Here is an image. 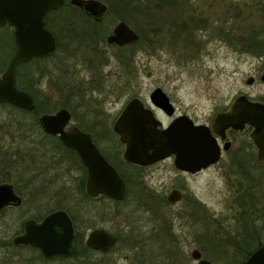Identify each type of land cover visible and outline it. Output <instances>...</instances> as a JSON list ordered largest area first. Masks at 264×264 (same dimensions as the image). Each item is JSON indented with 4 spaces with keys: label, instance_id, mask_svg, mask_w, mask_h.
Masks as SVG:
<instances>
[{
    "label": "rangeland",
    "instance_id": "374dc122",
    "mask_svg": "<svg viewBox=\"0 0 264 264\" xmlns=\"http://www.w3.org/2000/svg\"><path fill=\"white\" fill-rule=\"evenodd\" d=\"M163 4V9L174 11L168 18L178 17L177 29L164 30L158 38L157 33L152 34V40L157 43L149 50L144 49L142 41L123 51L105 41L102 43L107 55L105 64H100L86 44L70 39L67 34L68 40L63 34L60 58L54 64L50 62L48 72H51L40 77L44 69L35 66L41 99L49 101L53 109L49 114L63 108L61 105L67 101L68 107L64 108L73 115L70 126L90 130L85 127L84 119L89 114L93 119L101 117L102 128L97 134L120 149L112 128L116 118L128 101L139 98L147 102L156 88L163 89L178 113L189 115L197 123L208 124L216 112L230 108L242 95L264 105V82L260 80L264 54L250 52V46L264 35V0H170ZM118 21L116 15H107L104 26L112 31ZM131 26L136 30L135 21L131 20ZM5 39L8 46L3 57L8 64L16 46L9 51L10 36L6 35ZM120 53L126 57L123 61L127 65L119 61ZM61 62L65 64L64 71L56 69L55 64ZM249 77H254L252 85L246 83ZM70 82L78 88L73 100L66 98L64 92L67 87L64 85ZM19 116L0 106V183L8 181L23 186L41 175L42 180L51 181V190L39 193L41 201L36 204L30 206L26 202L21 208L5 210L0 221V243L13 236L21 217H43L50 210L66 207L81 223L85 237L97 228L107 229L118 237L116 247L110 252L93 253L91 258L96 264H197L191 258L195 248L214 264H237L234 259L239 252V241L213 232L209 221H221L223 228L233 234L237 231L236 221L241 220L237 213L241 208L233 204V198L239 183L245 190L253 185L251 192H255L259 203L251 218L259 229V243H264L261 211L264 162L254 178L227 172L224 162L198 174L180 172L172 159L139 168L119 165L128 175L130 193L124 204L106 213L100 200L82 202L79 190L83 174L76 160L69 157L63 160L68 152L58 147L55 140L29 129L32 115ZM15 117L21 121L28 119L24 122L28 123V139L24 140L23 134L7 123ZM237 136L249 137L248 134ZM120 162H124L123 157ZM173 189L183 191L187 199L170 203L167 196ZM85 208H93V212L89 210L87 214ZM213 227L219 228L215 223ZM203 234L211 241L202 239ZM258 246L255 242L250 252ZM2 251L0 247V258ZM69 264L83 263L73 260Z\"/></svg>",
    "mask_w": 264,
    "mask_h": 264
},
{
    "label": "water",
    "instance_id": "95a60500",
    "mask_svg": "<svg viewBox=\"0 0 264 264\" xmlns=\"http://www.w3.org/2000/svg\"><path fill=\"white\" fill-rule=\"evenodd\" d=\"M70 3L100 20L107 6L100 0H70ZM64 0H0V28L8 25L14 29L16 49L6 69L0 75V104H9L32 112L35 101L31 94L17 85V71L20 65L35 58H47L57 50V41L46 26L47 16L60 9ZM138 34L124 21L119 22L107 43L121 46L135 43ZM264 82V73L260 76ZM254 83V77L246 80ZM151 103L164 113L172 116L175 107L169 96L161 88L150 95ZM72 118L67 108L55 113H44L39 117L42 130L59 140L82 159L87 168L86 191L90 197L106 196L115 201H123L126 196L124 180L93 144L90 134L78 127L67 129ZM234 122H243L254 128L251 138L258 147V160L264 161V105L238 97L231 110L216 115L212 128L205 124H195L184 115L176 118L167 128H160V122L153 112L145 108L135 98L127 103L114 123L113 131L125 145L124 159L133 165L150 166L174 155V166L180 171L195 174L215 164L220 159V147L214 133ZM170 203L181 199V192L174 189L168 195ZM21 198L8 183L0 184V215L12 205H20ZM75 238L73 222L66 210L49 213L40 223L28 220L25 232L14 239L16 244L37 247L46 257L55 255L71 256ZM117 243V236L104 228L93 229L86 238V246L92 250L108 253ZM191 258L197 264H214L205 259L195 248ZM244 264H264V243L260 244L245 260Z\"/></svg>",
    "mask_w": 264,
    "mask_h": 264
},
{
    "label": "flooded vegetation",
    "instance_id": "af4514ba",
    "mask_svg": "<svg viewBox=\"0 0 264 264\" xmlns=\"http://www.w3.org/2000/svg\"><path fill=\"white\" fill-rule=\"evenodd\" d=\"M100 1H102V0H100ZM102 2L104 4H106L107 11H106V13L102 19L96 20L95 18L89 16L83 10L72 5L70 3V0H64L63 5L68 4L69 6L73 7V9L69 13L71 14V17L73 19L72 22L74 23L76 30H77V33H76L77 35L71 36L70 39H75L82 44H86L87 36L83 35V32H82L83 29L86 30V28H88L89 25H98V26H100V28L102 30H105L107 32V34L105 35V41L107 43L106 39L109 35L113 34L115 27L112 29V31H110L109 28L108 29L105 28L104 22H105V19L107 17V13H108V5L104 1H102ZM163 6H164V4L160 3L159 6H157L158 8H154V6L148 4L147 1L144 4V8H143L142 15H141V25H142V29L144 32L143 37H142V42H143L142 45L144 46V49L149 50L150 47H154L155 44L157 43L156 40L155 41L152 40L153 32L157 33L156 35L158 38L160 36L159 34L164 30L171 29V27L174 28L173 31L177 29V26L179 24L178 17L177 18L171 17L172 19L168 18L171 13H174V11L171 9L165 10V9H163ZM167 7H168V5H167ZM54 12H56V11H54ZM48 16L46 18V26L51 31V29L49 28L48 23H47ZM121 21H123V20H119L117 22V24ZM124 22L132 30H134L138 34V32L131 26V23L129 24L126 21H124ZM6 26H8V25H6ZM6 26H4V27H6ZM4 27H2V28H4ZM8 27L10 28V30L12 32H14V29L11 26H8ZM2 28H0V29H2ZM138 36H139V34H138ZM54 37L57 41V46H58V39L56 38L55 35H54ZM13 38H14V35H13ZM67 38H68V35H67ZM95 38H97V37L95 36L94 39ZM68 40H69V38H68ZM135 43L126 44L123 46H121L117 43H112V44L107 43V44L110 46L119 47V48H125V47L130 48ZM87 45H89V43ZM89 46L91 47V45H89ZM129 48H127V49H129ZM97 49H98V51L103 52V53L106 50L105 46L102 43H99L97 45ZM150 95H151V93H150ZM150 95H149V101H147V102L142 101L139 98H137V99H139L142 102V104L144 105L145 108H148L153 112L154 118L160 122V128H167L176 118H178L180 116L186 115V116L190 117L189 115H187L185 113H178L176 109H175V112L172 116L167 115L160 108L155 107L151 103ZM242 96L246 97L245 95H242ZM246 98L248 99V97H246ZM133 99H135V98H133ZM230 110H231V107L226 108L222 111L216 112L212 116L213 118L211 121L208 122V124L197 123L194 119H192L191 117L190 118L194 121L195 124H205V125H208L210 128H212V125H213V122H214L216 115L219 113H222V112H228ZM96 112H98V111H96ZM71 115H72V113H71ZM97 115L100 116V112L97 113ZM91 116L92 115L89 114L87 116V118L84 119V121H83L85 127H88L90 130H88L86 128H82L80 126H76V127H78L80 130L90 134V137H91L93 144L96 146V148L99 150V152L106 158V160L115 168V170L117 172H118V170H122V167H120L122 165H124V167H126V168L129 167V165H133V164L128 163L124 159L125 145L120 141L119 136L115 133L118 136V140H119L120 145H121L120 149H118L117 147H114V145L111 143L110 140H108V139L105 140L104 138H101L99 134H97V132H98L97 130H100L102 128V122L100 120L101 117H98V119H96V118L93 119L94 117H91ZM117 118H116V120H117ZM72 119H73V115H72L70 123L67 126V129L75 127V125L70 126V124L72 123ZM113 126H114V124H113ZM253 131H254V128L252 126L246 124V123L234 122L227 127L221 128L220 132L218 134L214 133V135L216 136L217 142H218V146L220 147V159L215 164H211L206 169H203L200 172H197L195 174L206 171V170H208L212 167H215V166L221 164L222 162H224V164H225L224 167L227 170V172L229 171L230 173H233V174L238 175L240 177L254 178L256 173L259 170L258 169L259 166L264 161H259L257 158L258 147L255 144L254 140L251 138V134ZM237 134H239L241 136L248 134L249 137L243 138V137L237 136ZM55 137L58 138V136H55ZM63 146H64L63 149L65 151H67V152L69 151V152L67 153L68 156L66 157V159L65 158H62V159L67 160V158L69 157V158L76 160V162L79 165L78 168H79V170H81L83 177L86 176V179L84 182V188H85V193L87 194V191H86V182H87V177H88L87 168L84 165V163L82 162L81 157L74 150H71L70 148H68L64 144H63ZM121 157H123V161H124L123 163L120 162ZM171 159L173 160V163H174L175 156L172 155V156H169L168 158L161 160L155 164L164 162L166 160H171ZM155 164H153V165H155ZM133 166L144 167V166H138V165H133ZM180 172L185 173V174H191V173H187L184 171H180ZM34 182H37V184L38 183L39 184L36 185V183H34ZM50 182H51L50 180L48 182L46 180H42L41 175H38L37 177H35L34 180H32V182H29L30 184H24L23 186H18L17 184L13 185L12 183H10L8 181H4V182L2 181L0 184L8 183V184H11L13 186L14 192L16 193V195H18L21 198V204L16 205V206L10 205V206L6 207L0 215V221H2V215L4 214L5 210L9 207L21 208L23 205L26 204V202L31 206V204H36L37 202L41 201V196L39 193H41V192L46 193L49 190H51ZM33 183L35 186L32 185ZM234 185H236V183H234ZM251 189H253V185L249 186L248 190H245L244 185H242V183H239L238 186L236 185V191H235L236 196L233 198V204L236 205L237 207L241 208V211L239 213H237V215L239 216V218L241 220L236 221L237 231L234 234H233V231L230 232V231H227L225 228H223L221 221L220 222L219 221H209V224H210L213 232L218 233V235L226 234L225 238H227L231 241L232 240L233 241H239V243H240L239 247L243 251L242 255H245L246 257H248L253 252L252 251L250 253V249L254 246L255 242H258V245H260L259 241H258L259 229L256 225V221H252L253 219L251 218V215L253 216L254 213L256 212L255 208L258 205L259 201H258V198L255 196V192L253 194L251 192ZM179 191L181 192V199L176 203H182L183 201H185L187 199V196H185L184 192L181 190H179ZM87 196L89 197V200L93 199V201H98L99 198L101 197V196H98L96 198H93V197H90L88 194H87ZM167 198H168V196H167ZM118 202H122V201H118ZM57 210H59V209H57ZM53 211H55V210L48 211L43 217L37 216V217H29L26 219H24V217L23 218L21 217L17 221L18 228H17L16 232L13 234V236L11 238H8L9 240L5 241V243H0V247L3 248L2 256L0 258V264H69V262L73 261V260H76L77 262L80 260L83 263V254H81L79 257H76V258L74 257L76 250H77V247H78L77 241H76L78 231L81 232L82 230H81V228H79V226L81 227V225H79L81 223H78L77 220H74L75 217L73 214L70 215L68 213L72 219L73 227H74V233H75V238L73 241L75 251L71 256L55 255L52 257H46L37 247H34L32 245H28V244H16V243H14L15 238L24 234L25 224L28 222V220H34V222L40 223V222H42V220L45 216H47L49 213H51ZM244 213H246V215L248 214L247 221H242V220H244V217H242L244 215ZM238 216H237V218H238ZM192 217H194V215H192ZM214 223L219 228H215V230H214L213 229ZM87 236L85 237V235H84L83 241H84L85 245H86ZM117 242H118V237H117ZM90 250L95 252V250H92V249H90Z\"/></svg>",
    "mask_w": 264,
    "mask_h": 264
},
{
    "label": "trees",
    "instance_id": "16d2710c",
    "mask_svg": "<svg viewBox=\"0 0 264 264\" xmlns=\"http://www.w3.org/2000/svg\"><path fill=\"white\" fill-rule=\"evenodd\" d=\"M102 1H104L108 5L107 15H116V17L119 20L126 21L129 24L131 23V20L136 22L135 28L139 34V40L134 45H132L131 47H135L136 45L140 44L142 41V37H143L144 32H143L142 25H141V15H142V11H143L145 2L147 1L148 4L153 5L154 8H158L157 6H159L160 3H169L170 2V0H102ZM72 9H73V7L69 6L68 4H65L58 11L52 12L48 16V19H47L48 26L51 29L52 33L58 39L57 51L52 56H50L48 58H35V59L30 60L27 63L20 65L18 68V71H17L18 88L26 90L31 94V96L33 97L35 104H36L35 109L32 112H28L26 110L17 108L15 106H12L9 104H0L1 107L8 108L10 110V113H12V114L14 112L18 113L20 115L19 116L20 118H24L25 115H32L33 118H32V121H30V123H29V125H30L29 129H35V131L37 130L38 132L41 133V136L43 138L55 140L58 147H61V148H64L61 141L55 136H50L48 134H45L43 132L41 126H40V123H39V117L44 113L51 112L53 109L50 107V104H48L49 101H44V100L42 101V99H41L39 88L36 86L37 81H39V79L35 75V66L38 65V67H42L44 69V71L41 73L40 77H43V76H46L47 74H49V72H51V71L48 72V69L51 67L50 62H52L53 64L56 62V59H58V57H59L58 55H59L60 49L63 46L62 45L63 44V41H62L63 34H68L70 36L77 35L76 34L77 33L76 27H75L74 23L72 22L73 19L71 17V14L69 13ZM82 32H83V35L87 36L86 45L89 43V45H91V47L89 45H87V46L90 47L92 49V51L95 53L96 57H98L100 64H105L107 55H105V53H103V52L98 51L97 45L99 43L105 42V35L107 34V32L105 30H102L100 28V26H98V25H89V27L86 28V30L83 29ZM153 34H155V33L153 32ZM6 35L10 36L11 50H9V51H12L13 48L15 49V46H16L15 42H14V38H13V32L10 30V28L8 26H6V27L0 29V73L3 70H5L7 67V58L3 57V51H4V49H6L5 47L8 46L7 40L5 39ZM95 36L97 38L94 39ZM250 47H251L250 52L257 53V54H264V51H263L264 50V35L261 39L255 41L254 46H250ZM127 48H129V47H125V48L117 47V49L119 51H123V49H127ZM123 58H126V57H124L123 54L120 53L118 56V59H120L119 61L123 65H127L128 63L124 62ZM61 61H63V60H61ZM61 64H60L61 66L55 64V66L57 67L56 69L60 68L58 70L64 71L63 68H64L65 64H64V62H61ZM64 86H67L65 91H64L67 95L66 98L73 100L74 99L73 97H76V95H77V93H76V90H78L77 86L73 82L66 83ZM67 105H68V102L66 101L61 106L62 107H68ZM56 107L58 108V105ZM49 108H51V109H49ZM26 120H28V119H24L21 121V120H19V118L18 119L16 118L15 120L9 118L7 120L8 124L13 125L15 128H17L18 131H20L23 134L24 140L29 138V135H27L28 130H26L28 123L27 124L24 123ZM129 166L130 167H128V168H133V167L139 168L137 166H132V165H129ZM118 172L125 182L126 197L122 202H118V201L112 200L106 196H101L99 198V200L102 202L103 211L106 213H111L112 208L115 209V208L120 207L122 204H124V202L127 199V196L130 193L131 186L129 183L127 173L125 171H122V170H118ZM85 179H86V176L83 177V180L80 184L81 188L79 190L80 193L83 195L82 202L83 201L84 202L93 201V199L89 200V197L85 193V188H84ZM197 205H199V204L197 203ZM262 207L263 208L261 211L264 212V206H262ZM63 209H65L70 215H72V211L69 208L64 207ZM85 209H86L87 214H88L89 210L91 212H93V208H85ZM50 211H52V210H50ZM82 214H84L83 211H82ZM242 217H244V220H242V221H247L248 218H247L246 213H244V215ZM74 220H76V219L74 218ZM79 228H81V227L79 226ZM201 238L202 239L204 238V239L211 241V239L206 234H203ZM83 240H84V233L82 231L81 232L78 231L77 240H76L78 247H77V250H76L74 257L76 258V257H79L81 254H83V264H96L95 261H93L91 258L94 251H91L84 244ZM217 244L220 245L219 243H217ZM237 249L239 250V252H238V255H236V259H234V260H236L237 264H243L245 259H247V257H243L242 255L240 256V254L243 251L240 249L239 245L237 246ZM254 249H256V248H254Z\"/></svg>",
    "mask_w": 264,
    "mask_h": 264
}]
</instances>
